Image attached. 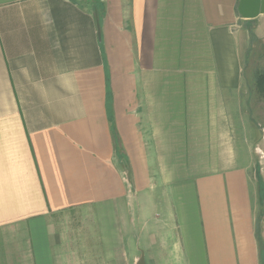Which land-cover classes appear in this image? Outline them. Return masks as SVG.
Here are the masks:
<instances>
[{"label": "crops", "instance_id": "0c3cea01", "mask_svg": "<svg viewBox=\"0 0 264 264\" xmlns=\"http://www.w3.org/2000/svg\"><path fill=\"white\" fill-rule=\"evenodd\" d=\"M239 1L0 0V264H264Z\"/></svg>", "mask_w": 264, "mask_h": 264}, {"label": "rangeland", "instance_id": "374dc122", "mask_svg": "<svg viewBox=\"0 0 264 264\" xmlns=\"http://www.w3.org/2000/svg\"><path fill=\"white\" fill-rule=\"evenodd\" d=\"M252 30L250 49L243 57L242 86L238 92L221 94L219 107L220 143L231 166H244L249 176L261 191V201L257 205V230L264 235V96L257 86L256 75L264 73V16L243 24ZM70 224H67L68 227ZM153 226V225H152ZM82 229L84 241L88 238L89 223L83 219L78 229ZM144 245L145 242L142 240ZM141 244L140 248H143ZM145 246V245H144ZM144 253V251H143ZM78 255L87 257L84 251ZM141 255V253H140Z\"/></svg>", "mask_w": 264, "mask_h": 264}, {"label": "water", "instance_id": "95a60500", "mask_svg": "<svg viewBox=\"0 0 264 264\" xmlns=\"http://www.w3.org/2000/svg\"><path fill=\"white\" fill-rule=\"evenodd\" d=\"M238 14L244 20H255L264 15V0H240L237 7ZM137 264H146L142 255Z\"/></svg>", "mask_w": 264, "mask_h": 264}, {"label": "trees", "instance_id": "16d2710c", "mask_svg": "<svg viewBox=\"0 0 264 264\" xmlns=\"http://www.w3.org/2000/svg\"><path fill=\"white\" fill-rule=\"evenodd\" d=\"M237 13H238V11H237ZM249 22H251V21H245L246 24H248ZM248 33H249V38H250V43H251V40H253L252 30L248 29ZM249 49H250V47H249ZM256 82H257V86H259L260 92L264 96V73H258L256 75ZM259 243H260V249L262 251H264V241L262 239H260Z\"/></svg>", "mask_w": 264, "mask_h": 264}]
</instances>
